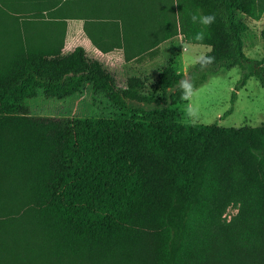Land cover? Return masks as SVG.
Masks as SVG:
<instances>
[{
    "label": "trees",
    "instance_id": "obj_1",
    "mask_svg": "<svg viewBox=\"0 0 264 264\" xmlns=\"http://www.w3.org/2000/svg\"><path fill=\"white\" fill-rule=\"evenodd\" d=\"M122 1L105 0L95 18L121 32L123 45L90 37L104 53L121 46L129 62L145 49L127 46ZM135 1L142 22L153 21L155 45L181 35L209 47L203 57L211 61L202 57L187 76L171 63L150 92L139 76L121 88L84 48L63 53L65 13L45 23L61 34L43 39L29 33L39 15L20 12L29 0H0V264H264V124L184 123L188 95L179 86L203 73L197 89L207 71L238 67L264 88V58L244 53L247 20L263 17L264 0ZM78 6L70 0V19L85 16ZM210 12L216 20L207 28L191 19ZM88 85L120 114L29 112L40 92L64 100ZM230 208L237 213L228 218Z\"/></svg>",
    "mask_w": 264,
    "mask_h": 264
},
{
    "label": "rangeland",
    "instance_id": "obj_2",
    "mask_svg": "<svg viewBox=\"0 0 264 264\" xmlns=\"http://www.w3.org/2000/svg\"><path fill=\"white\" fill-rule=\"evenodd\" d=\"M259 32L249 31L245 40L244 53L253 60L264 58V41ZM170 48L165 59H161V65L151 66L147 71L141 70L138 73L148 79V92L151 91L149 85L171 63L187 76L190 69L198 65L201 58L210 51L206 46L179 45L178 41ZM205 74L207 81L199 88L191 89L187 102L180 106L184 123L236 129L264 124V88L255 77L245 79L244 72L238 67L230 70L213 69ZM203 75L200 73L190 85L193 86V82L200 80ZM120 82L126 85L124 78ZM147 91L145 94H148ZM29 105L30 114L40 117L112 118L120 114L119 108L114 107L105 94L95 93L90 85L81 94L64 100L46 98L40 92L29 101ZM236 213L235 208H230L227 217L231 218Z\"/></svg>",
    "mask_w": 264,
    "mask_h": 264
},
{
    "label": "crops",
    "instance_id": "obj_3",
    "mask_svg": "<svg viewBox=\"0 0 264 264\" xmlns=\"http://www.w3.org/2000/svg\"><path fill=\"white\" fill-rule=\"evenodd\" d=\"M59 2L60 0H30L28 7H21L20 12H29V14L39 15L40 17L34 22L35 25L32 27V30H29V33L32 34V32H35L39 35V38L42 36L43 39H47L52 34H61L59 30H51L45 23L47 21L60 22V19L53 20L55 14L60 15L65 13L67 16L65 20L67 27L63 53L69 54L78 47L84 48L90 59L100 61L109 72L115 75L118 85L121 88H126L129 77H142L139 75L141 70L147 71L151 66L161 65V59H165L168 49L174 42L178 41L179 45H185L181 35L168 39L158 44V46L155 45L159 35L154 33L153 21L142 22L143 16L140 12V2L124 0L119 5L116 4V6L117 9L125 13L128 33L127 46L134 53L145 49L141 53L140 58H133L134 60L127 62L125 60L124 49L121 46L112 52L104 53L96 47L90 37L92 35L98 40H101L105 36L107 38L111 37L109 38L111 42L123 45V35L121 32L118 33L116 29L113 32H109L110 30L106 31L101 24L104 20L95 18L97 17L95 15H100L103 12L106 4L105 0H75L77 5H79L76 11L85 15L78 19H70V0H66L65 12L58 11L59 6L56 5H61V2ZM86 15H89V17H86ZM86 25L88 29H86ZM248 25L250 26V32L251 30L252 32L259 30V36H261L264 30V15L259 21L249 20ZM106 37L103 39H106ZM155 49L159 50L158 54L153 53ZM120 71L121 74H118ZM122 78L126 81V85L120 84V79Z\"/></svg>",
    "mask_w": 264,
    "mask_h": 264
},
{
    "label": "clouds",
    "instance_id": "obj_4",
    "mask_svg": "<svg viewBox=\"0 0 264 264\" xmlns=\"http://www.w3.org/2000/svg\"><path fill=\"white\" fill-rule=\"evenodd\" d=\"M191 19L194 23H198L200 25H203L205 28H207L208 26L214 23V21L216 20V15L215 13L212 12L206 14H193ZM202 36H203V32H199L197 33L196 38L200 39L202 38ZM211 59L212 57L202 58V60H206V61H211ZM179 86L184 89V95L187 96L190 94L191 85L187 81L182 80Z\"/></svg>",
    "mask_w": 264,
    "mask_h": 264
}]
</instances>
